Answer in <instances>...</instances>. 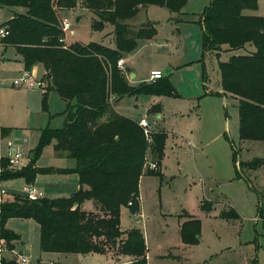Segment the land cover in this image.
<instances>
[{"label":"rangeland","instance_id":"rangeland-1","mask_svg":"<svg viewBox=\"0 0 264 264\" xmlns=\"http://www.w3.org/2000/svg\"><path fill=\"white\" fill-rule=\"evenodd\" d=\"M209 2L187 0L178 14L151 5L126 21L131 26L151 21L156 28L155 39L132 51L126 68L136 73V81H147L152 70L163 74L171 68L169 79L179 94L124 95L109 101L121 115L135 121L146 117L152 132L166 133L161 175H142L139 180L141 215H134L126 206L120 212L122 231L131 227L141 229L146 264H251L254 258L256 264H264V167L244 169L247 179L237 174L232 157L235 150L237 163L254 158L264 160V142L238 137V100L223 93L219 61L244 50L217 52L203 46L198 20ZM84 8L77 0L76 7L58 12L61 20L70 21L65 30L69 44L65 45L95 41L113 46V25L106 23L101 30H93V14ZM22 11L21 7L0 8V24L14 12ZM245 13L264 16V0H258L257 11ZM246 47L253 49L251 43ZM19 58L12 47H0V128L8 131L0 135V153L6 155L7 146L15 150L23 146L24 165L17 170H26L32 165L29 150L37 144L40 131L61 127L66 105L57 92L49 91L47 108L43 109L42 88L12 86L19 75ZM119 60L123 61V57ZM32 69L36 76H44L39 63ZM52 144L53 140L42 147L35 162L37 167L68 166L69 162L75 166V159L66 157L63 151H54ZM147 160L153 162L152 156L148 155ZM148 162L143 171L157 169ZM55 177L52 173H38L34 186L44 192L61 187ZM2 185L12 195L7 201L26 195L22 177L7 178ZM40 197L51 198L45 194ZM222 211H236L239 216L224 218L220 216ZM186 214L199 221V238L191 243H184L180 237L183 222L189 218ZM6 227L21 238L29 251L20 246L14 249L16 240L9 244L0 239V261L13 259L12 250L15 254H28V264H34L40 255L59 264H127L132 258L117 253L114 246L105 253H85L68 259L40 254L39 226L33 219L9 218Z\"/></svg>","mask_w":264,"mask_h":264},{"label":"trees","instance_id":"trees-1","mask_svg":"<svg viewBox=\"0 0 264 264\" xmlns=\"http://www.w3.org/2000/svg\"><path fill=\"white\" fill-rule=\"evenodd\" d=\"M81 2L93 14V30H101L106 23L113 25L114 47L95 41L65 45L58 12L76 7L77 0H0V8H23L0 24V29L8 30L0 37V47H12L23 69L38 63L42 66L46 81L41 94L43 109L47 108L49 91H56L66 105L62 126L42 129L37 144L29 150L32 165L26 170H5L3 162L0 180L22 177L26 184H32L38 173L74 172L79 182V188L67 197L29 200L14 196L2 203L0 239L10 244L19 237L6 227L9 218H29L39 226L41 252L105 253L115 247L117 253L132 257L127 264H146L144 235L138 227L122 231L120 212L123 206L133 214L139 211L142 175H161L166 133L153 131L147 138L137 121L116 113L110 102L124 95H179L169 72L159 79L131 85L123 61L122 67L117 62L136 49L140 40L156 34L151 21L132 26L126 23L139 12L141 4L162 6L178 14L187 0ZM257 9L258 0H210L198 22L205 48L245 51L219 61L221 86L224 94L238 100L239 139L264 142V16L245 13ZM249 43L252 50L246 47ZM7 132V128H0V135ZM51 140L54 151L75 159L73 168L36 166L42 147ZM148 155L153 162H148ZM232 157L237 174L244 177V169L264 167L262 158L237 163L235 150ZM145 162L157 169L143 171ZM86 201L92 209L84 208ZM186 215L189 218L183 222L180 237L184 243H191L199 238V221ZM220 216L239 215L222 211ZM0 264L20 263L10 258ZM251 264H256L255 258Z\"/></svg>","mask_w":264,"mask_h":264},{"label":"built area","instance_id":"built-area-1","mask_svg":"<svg viewBox=\"0 0 264 264\" xmlns=\"http://www.w3.org/2000/svg\"><path fill=\"white\" fill-rule=\"evenodd\" d=\"M61 26L65 31L69 26V21L64 18L61 20ZM8 34V30L6 28L0 29V37H4ZM117 65L122 67V60L117 62ZM162 76V72L160 70H152L150 72V79L155 80L159 79ZM46 85V81L43 77H37L32 69H23L21 73L12 81V86L14 87H23L28 90L36 89V88H43ZM138 125L143 129V132L147 138H150L152 133V125L147 122L146 117H141L138 121ZM23 142V141H22ZM23 146L20 147L19 150L13 149L11 146L6 147V155H2L0 153V173L4 169L1 166V163L5 162V170H15L18 167H23L24 162H22L23 157ZM29 160V157H28ZM154 166V165H152ZM12 195L7 192L6 188L2 185V180H0V205L7 201ZM27 199L35 200L40 197V195L36 192L35 189L27 187L26 188V195ZM128 205H131V202H128ZM2 252V248H0ZM14 259H16L21 264H28V258L21 253L15 254L14 251L10 253ZM49 264H54L50 262Z\"/></svg>","mask_w":264,"mask_h":264},{"label":"crops","instance_id":"crops-1","mask_svg":"<svg viewBox=\"0 0 264 264\" xmlns=\"http://www.w3.org/2000/svg\"><path fill=\"white\" fill-rule=\"evenodd\" d=\"M151 5H147L146 7H140V9H147V8H149ZM85 9V8H84ZM86 10V9H85ZM86 11H88V10H86ZM255 11H257V10H255ZM72 12H74V11H72ZM74 14V13H73ZM76 14V13H75ZM76 16H78V15H75V17ZM80 18V16L79 17H77V18H75L76 20H78ZM69 21V20H68ZM70 22V21H69ZM145 23V22H144ZM129 24V23H128ZM155 27V26H154ZM156 29V28H155ZM177 29L179 30V28L177 27ZM113 32V31H112ZM111 36H112V39H113V34H111ZM155 39V37H153L152 39H145V40H140L139 42H138V46L136 47V49L137 48H139V46H141V45H143V46H145L146 44H148V43H150V42H152V40H154ZM64 41H65V43H67V44H69L68 42H66V37L64 36ZM113 41H114V39H113ZM71 43V42H70ZM110 47H114V45L113 46H110ZM2 49V48H1ZM248 49V48H247ZM135 50V49H134ZM133 50V51H134ZM248 50H251V49H248ZM131 53H129V54H126L124 57H123V68L124 69H127L126 70V72L128 73V75H127V80H128V83L129 84H131V85H136L137 83H139L141 80H138V81H136L135 79H136V73L134 74V77H131V73H133L132 71H131V69H129V68H126V62H127V57L130 55ZM19 56V55H18ZM20 57V56H19ZM18 62H19V66H20V70H19V74L21 73V71L23 70V65H22V63H21V58H19L18 59ZM36 65V64H35ZM34 65V66H35ZM34 66H32L30 69H32ZM169 67H170V65H168ZM167 69H169L170 71H169V73L172 71V69L171 68H167ZM33 70V69H32ZM38 77V76H37ZM130 79H132V80H130ZM134 79V80H133ZM147 81H152L151 79H150V77L149 78H147ZM56 92V91H55ZM49 93V92H48ZM48 93H47V97H48ZM41 94H42V91H41ZM113 110L116 112V113H118L114 108H113ZM118 114H120V113H118ZM29 153H30V151H29ZM29 157V156H28ZM67 157V156H66ZM68 166H55L54 168H73L74 167V162H69L68 164H67ZM161 169V168H160ZM52 174L53 175H57V177H55V178H57V181L59 182V183H61L62 185H61V187H57V188H53L52 190H47L46 192H44V191H41V188H37V187H35L34 186V183H32V184H26L25 185V193H26V188L27 187H30V188H33V189H35L36 190V192L41 196V195H48V197H51V198H54V197H67L68 195H69V193H72V192H74V191H76L78 188H79V182H78V177H77V174H75L74 172H69V173H58V172H52ZM38 175V174H37ZM47 175V174H46ZM2 183H5V180L3 181L2 180ZM84 208L85 209H87V210H90V209H92V205H91V203L89 202V201H86V202H84ZM134 215H141V214H139L138 212L136 213V214H134ZM135 216V217H136ZM182 218V217H181ZM181 218H178L177 220L178 221H182V220H184V219H181ZM22 220H23V218H21ZM137 223H138V219L137 220H135ZM38 225V224H37ZM17 241V243H16V246H14L15 248L14 249H19L18 247L20 246V247H23V249H24V251H29V248H27L24 244V242L21 240V238L19 237V239L18 240H16ZM22 253V252H21ZM39 253L40 254H42V252H41V250L39 249ZM50 254V256H55V257H61V258H63V259H68L69 258V256H75V255H79L78 253H70V254H63V253H57V252H43V254ZM24 254H26V253H24ZM26 257H28V254H27V256ZM37 261H39V263L40 264H49L50 262H53L54 264H59V262H57V261H55V260H53L52 258H45V259H42V257H41V255H40V257L36 260V262L34 263V264H37Z\"/></svg>","mask_w":264,"mask_h":264},{"label":"water","instance_id":"water-1","mask_svg":"<svg viewBox=\"0 0 264 264\" xmlns=\"http://www.w3.org/2000/svg\"><path fill=\"white\" fill-rule=\"evenodd\" d=\"M148 4H141L140 5V7H146ZM170 70L169 69H166L165 71H164V73H163V75H166L168 72H169ZM131 77H134V74L133 73H131Z\"/></svg>","mask_w":264,"mask_h":264}]
</instances>
